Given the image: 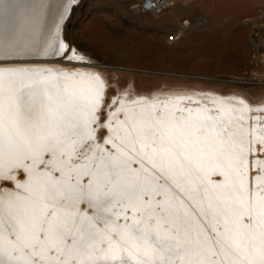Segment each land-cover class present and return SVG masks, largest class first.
Here are the masks:
<instances>
[{"label":"bare ground","instance_id":"bare-ground-1","mask_svg":"<svg viewBox=\"0 0 264 264\" xmlns=\"http://www.w3.org/2000/svg\"><path fill=\"white\" fill-rule=\"evenodd\" d=\"M23 1L0 0V264H264V104L125 97L96 142L103 78L59 34L78 0L24 24Z\"/></svg>","mask_w":264,"mask_h":264},{"label":"rangeland","instance_id":"rangeland-1","mask_svg":"<svg viewBox=\"0 0 264 264\" xmlns=\"http://www.w3.org/2000/svg\"><path fill=\"white\" fill-rule=\"evenodd\" d=\"M138 2L78 0L63 27L70 49L104 81L93 124L96 142H105L110 113L119 112L125 97L167 99L201 92L264 104V0H175L161 13L134 12ZM174 34L179 37L168 40ZM258 155L263 158L264 151ZM254 157L253 152L248 156L251 166ZM24 173L14 174L24 179ZM249 174L255 176L253 167ZM0 186L16 188L6 180H0ZM80 207L92 210L83 202Z\"/></svg>","mask_w":264,"mask_h":264},{"label":"water","instance_id":"water-1","mask_svg":"<svg viewBox=\"0 0 264 264\" xmlns=\"http://www.w3.org/2000/svg\"><path fill=\"white\" fill-rule=\"evenodd\" d=\"M34 0H25L22 2V7H20V10H17L16 7L18 5H15V8L13 10H16V13L14 14H11L9 16L13 17V21L14 22H23V24L25 23L24 20L29 23L31 21V19H34V15L35 14H38L36 13L37 9L35 10H32V7H31V2H33ZM73 4V3H72ZM72 7V5H71ZM3 9V8H2ZM71 12V8L68 10V12H66V14L63 15L62 19L60 20L59 22V34L60 36L62 35V32H63V27H64V24L66 22V20L68 19L69 17V14ZM2 13V12H1ZM8 15V14H6ZM6 35V33H5ZM25 60H35L33 58H27V57H8V58H4V61H15V62H18V61H25ZM105 122V121H104ZM104 122L102 123V126L104 127Z\"/></svg>","mask_w":264,"mask_h":264},{"label":"built area","instance_id":"built-area-1","mask_svg":"<svg viewBox=\"0 0 264 264\" xmlns=\"http://www.w3.org/2000/svg\"><path fill=\"white\" fill-rule=\"evenodd\" d=\"M175 4V0H141L133 5L132 9L134 12H153V13H161L167 8L172 7ZM179 36L178 34L170 35L168 40H175ZM257 43H254L256 46ZM257 50H254L256 53ZM263 61H264V51H263Z\"/></svg>","mask_w":264,"mask_h":264}]
</instances>
